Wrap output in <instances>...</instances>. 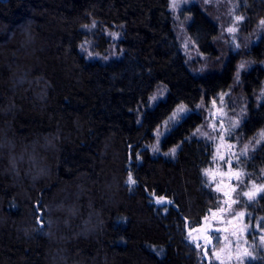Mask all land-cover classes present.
I'll return each mask as SVG.
<instances>
[{
  "label": "trees",
  "instance_id": "1",
  "mask_svg": "<svg viewBox=\"0 0 264 264\" xmlns=\"http://www.w3.org/2000/svg\"><path fill=\"white\" fill-rule=\"evenodd\" d=\"M244 1L253 29L264 0ZM188 12L190 38L215 54L217 26L197 6ZM113 31L118 55L87 59L84 43L103 53ZM247 58L250 100L264 83V37ZM232 62L193 75L169 0H0V264H200L188 232L219 206L203 175L210 148L192 137L202 117L190 113L165 136L174 155L149 147L177 106L232 87ZM160 87L164 101L148 106ZM261 129L264 98L241 131ZM250 160L264 169V142ZM161 196L171 203L157 205Z\"/></svg>",
  "mask_w": 264,
  "mask_h": 264
},
{
  "label": "rangeland",
  "instance_id": "2",
  "mask_svg": "<svg viewBox=\"0 0 264 264\" xmlns=\"http://www.w3.org/2000/svg\"><path fill=\"white\" fill-rule=\"evenodd\" d=\"M244 5V0H169V11L172 15L176 40L183 56L185 57L190 72L195 76L203 77L219 71L229 61H233L234 68V83L231 88L218 93L215 97L207 101H202L197 108L191 109L190 107L183 105L185 109L188 110L186 116L190 113L197 112L202 117V122L195 129L192 137L198 141L204 142L208 148H210L211 159L204 168L203 175L206 187L218 197V205L224 197L221 193L213 190L215 185L209 184V177L204 174L207 169H218L216 181L219 182L223 179L224 185H222V187H224L225 190H229L227 188L229 177H221L219 174L220 172L228 171L227 165L218 159L215 162L213 161V155L216 153V147L218 144L220 145V154L224 155L225 159L228 158L229 152H234L239 155V161H237L235 156L232 157L231 167L233 170L241 169L243 171V176L241 177L243 179V184L237 187L236 192L232 193L233 198L238 197L240 203L233 204L231 211L224 214H218L217 219H213L211 213L207 215L209 218L207 222L203 219L201 226L206 228L207 235L213 237L211 245L201 238L197 229L191 232V237L188 232V240L197 249L200 264H222V262L223 264H239L236 258L237 244L241 246L240 251L247 248L256 257L255 259L245 257L244 264L264 263V244H261L260 241V236L264 233L256 230L257 223L264 228V219H262L264 218V203L261 201V199H264V193H261L252 201H249L246 197L240 195L242 190L251 187L253 181L257 185L264 184V169L259 172H254L248 168L251 161V155L255 153L264 142V129H261L254 136H249L250 138H245L246 136L244 137V134L241 131V127L251 105L256 106V104L261 102L264 98V83L260 90H256L257 92L250 98V100L245 98L240 86L243 74L255 66V63L247 58V53L253 45L257 44L264 37V24L261 23L264 18L253 29L249 27L247 28L244 25L246 22V14L245 11H243ZM196 6L217 26V35L214 38L216 52L213 55L202 53L197 44L188 34L187 28L191 21V16L188 10L189 8ZM234 15H242L245 19L237 26L238 30L235 33H230L227 29L236 23L233 18ZM113 33L118 34L115 39L113 38ZM106 36L111 43L107 45L103 53H98L92 44H89L88 42L84 43L82 51L85 53L87 59L106 61L118 55L116 43L120 39L119 33L117 31L106 32ZM237 45H239L238 48ZM89 53H91V55H89ZM242 64L243 67H241ZM237 73H239V75H237ZM161 95L165 99L166 90L164 87H160L152 93L149 98L148 106H154L158 103L157 101H153L152 97L156 96L159 98ZM221 97H223L222 100ZM214 100L216 102L215 105L212 103ZM178 107H180V105L177 106L175 110ZM172 113L158 127L162 134L159 136L160 151L155 153L152 151V148L154 145H157L156 130L158 128L154 132V144L149 147L153 155H161L165 157L168 155H165L164 153L172 155L171 150L173 148L166 152L161 148L165 136L170 132L165 130V124ZM237 121H239V126L235 129H231V125ZM213 124L216 125L215 129L212 127ZM221 124L223 127H221ZM175 126L172 124L167 125V127H171V129ZM197 129H199V131H197ZM229 130H231V135H229ZM221 133H223L225 137L223 142L219 141V139L211 140L208 138L210 136L218 138ZM228 145H234V147L229 149ZM245 146H247L246 155H240ZM231 184L236 185L237 181L233 178ZM238 211L245 212V216L242 218L243 224L240 223V218H237L236 220H233L232 225H228L227 220L231 219ZM221 215L224 219L223 224L219 223V216ZM209 225H211L212 228L228 227L229 231L228 233L211 231L208 230ZM244 225H249V227L244 229L243 233H241L240 229L243 228ZM233 231L237 233L236 236L231 235ZM224 236H228L229 240H224ZM245 240L247 243H245ZM229 241H231L230 245ZM197 243H199L201 247H197ZM205 245L207 255H205Z\"/></svg>",
  "mask_w": 264,
  "mask_h": 264
},
{
  "label": "snow or ice",
  "instance_id": "3",
  "mask_svg": "<svg viewBox=\"0 0 264 264\" xmlns=\"http://www.w3.org/2000/svg\"><path fill=\"white\" fill-rule=\"evenodd\" d=\"M233 18H234L236 23L232 27H229L227 29V31L230 32V33H235L238 30L237 26L240 23H242L243 20L245 19V17L242 16V15H234ZM261 23L264 24V20H262ZM112 35H113V38L115 39L118 34L113 33ZM238 47H239V45H237V48ZM89 55H91V53H89ZM241 67H243V64L241 65ZM237 75H239V73H237ZM152 99H153V101H157L158 103L164 101V98H163L162 95L159 98L154 96V97H152ZM222 99H223V97H221V100ZM212 103H213V105H215V103H216L215 100ZM187 111L188 110L185 109V107L183 105H180V107H178L172 113V115L169 117V120L165 124V130L166 131H171L172 130L171 127H167V125L168 124H172L173 126H175L176 124H179L180 120L185 118V116L187 114ZM138 123H139V121H138ZM238 126H239V121L233 123L231 125V129H235ZM212 127L215 129L216 125L213 124ZM221 127H223L222 124H221ZM197 131H199V129H197ZM156 132H157V145H154L153 148H152V151L154 153L160 151V149H159V136L162 134L160 132L159 128L156 130ZM229 135H231V130H229ZM208 138L211 139V140L219 139V141H221V142H223L224 139H225L223 133H221L218 138L215 137V136H210ZM232 147H234V145H228L229 149H231ZM175 152H176V148H173L171 150V154L174 155ZM246 153H247V146H245L244 150L240 153V155H246ZM164 154L165 155H169V153H164ZM234 156L236 157L237 161H239V155H237L234 152H229L228 158L225 159V156L220 154V145L219 144L216 147V153L213 155V161L214 162L218 159L220 161H223L227 165L228 171L227 172H220L219 174L221 175V177H223V176H228L229 177V182L227 184V188L229 190H225V188L222 187V185H224V180L223 179H221L219 182L216 181V174H217L218 169L217 170H213V169L205 170L204 174L209 177V184H214L215 185L213 190L218 192V193H221L222 196L224 197V199L220 201V204H219V206L217 207L216 210L209 209V212L211 213V216H212L213 219H217L218 218V214H224L226 212L231 211L233 204L240 203V200H239L238 197L237 198H233V196H232V193L236 192L237 187H239L241 184H243V179L241 178L243 176V171L241 169L233 170L232 167H231L232 166V157H234ZM137 158H139V157H137ZM233 178L237 181L236 185H232L231 184V180ZM128 182H129V184H134L135 183V181L133 180L131 174L128 177ZM261 193H264V184L257 185L253 181L251 183V187L247 188L246 190H242L240 195L243 196V197H246L249 201H252V200H255L256 197L258 195H260ZM156 203L157 204L171 203V201H166L165 198L163 196H161V197L156 199ZM244 216H245V212L238 211V212L235 213V215L231 219L227 220V224L228 225H232L233 224V220H236L237 218H240V223L243 224V219L242 218ZM208 219L209 218L206 216L204 218L205 222H207ZM262 219H264V218H262ZM219 223H221V224L224 223V219H223L222 215L219 216ZM201 227H203V226H201ZM248 227H249V225H244V227L240 229L241 233H243L244 229H246ZM208 230L215 231V232H223V233H228V231H229L228 227H215V228H212L211 225H209V229ZM256 230L261 232V233H264V228H262L259 223L256 224ZM192 231H195V229H192V230L189 231V236L190 237H191V232ZM231 235L232 236H236L237 233L235 231H233L231 233ZM212 239H213V237H211L210 235L206 234L204 236V240L206 242L210 243ZM217 239H219V238H217ZM223 239L228 241L229 237L228 236H224ZM260 241H261V244H264V234H262L260 236ZM230 243H231V241H229V245H230ZM245 243H247L246 240H245ZM196 246L197 247H201V245L199 243H197ZM240 248H241V246L239 244H237V257L236 258H237L239 264H244V258L245 257H250L252 259L256 258L253 255V253L250 252L247 248H244L243 251H240ZM205 255H207L206 245H205ZM222 264H223V262H222Z\"/></svg>",
  "mask_w": 264,
  "mask_h": 264
},
{
  "label": "water",
  "instance_id": "4",
  "mask_svg": "<svg viewBox=\"0 0 264 264\" xmlns=\"http://www.w3.org/2000/svg\"><path fill=\"white\" fill-rule=\"evenodd\" d=\"M165 200H166V201H169V200H167L166 198H165ZM197 231L200 233L201 238L204 239V236L206 235V232H207L206 228H204V227H199V228H197ZM208 243H209V242H208ZM209 245H211V242L209 243Z\"/></svg>",
  "mask_w": 264,
  "mask_h": 264
}]
</instances>
